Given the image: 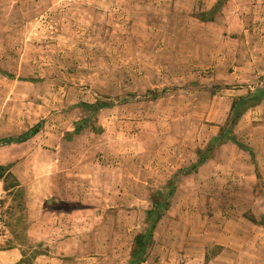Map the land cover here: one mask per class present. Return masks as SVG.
<instances>
[{
  "label": "rangeland",
  "instance_id": "1",
  "mask_svg": "<svg viewBox=\"0 0 264 264\" xmlns=\"http://www.w3.org/2000/svg\"><path fill=\"white\" fill-rule=\"evenodd\" d=\"M206 1L0 0V264H130L166 188L143 264H264V97L230 122L264 94V8Z\"/></svg>",
  "mask_w": 264,
  "mask_h": 264
},
{
  "label": "trees",
  "instance_id": "2",
  "mask_svg": "<svg viewBox=\"0 0 264 264\" xmlns=\"http://www.w3.org/2000/svg\"><path fill=\"white\" fill-rule=\"evenodd\" d=\"M219 3H220V1L218 2V4L215 6V8L211 12L201 13L198 16V19L204 23L214 22L216 14L220 10V4ZM263 97H264V94H262L261 96L258 95V101H256V97L246 99V100L242 99L244 102H247L249 104L253 102V104L247 105L241 112L238 109L239 104L236 105V107H234V109H233L232 119L230 121L231 125L237 124V121L240 119V117L245 112L250 110L251 108L257 106L258 105L257 102H260L263 99ZM110 107H111L110 105H108L106 103H102V102H98L94 105H85V108L92 113H98L101 110L107 109ZM85 128H87V125L85 122L78 123L77 129H76V134H80ZM38 133H39V127H35L33 130L25 133L24 135H21L17 139L11 138V139H8V140L1 142V145L21 144V143L29 141L30 139L35 137ZM227 142H232V143L238 145L240 148H242V149L244 148V146L241 143H239L234 136L230 137L228 131L225 130V131L221 132V134L218 138V144L221 145V144H225ZM216 147H217L216 145H212L208 149H206L205 151L199 152L198 153L199 161L197 162V164H195L190 169L181 172V173H183L182 175L187 176V175H191V174L197 172V170L208 159V155H210ZM1 170H4V169L2 168ZM258 178L261 179L260 175H258ZM157 194H158L157 197L161 198L162 202H159L158 200L154 201L153 202L154 208L147 213V221L150 225L144 234H140L136 237L134 249L132 252V260H131L130 264H143L146 262V259L144 258V256L147 252V247L153 241L155 231L157 230L160 222L165 218L166 213L170 210L171 199H172V196L174 194V188H171V189L166 188L163 192H160ZM250 220L257 225L264 226V219H262L261 221H258L255 218H251Z\"/></svg>",
  "mask_w": 264,
  "mask_h": 264
},
{
  "label": "crops",
  "instance_id": "3",
  "mask_svg": "<svg viewBox=\"0 0 264 264\" xmlns=\"http://www.w3.org/2000/svg\"><path fill=\"white\" fill-rule=\"evenodd\" d=\"M198 1L199 0H192V1L190 0V2H191L190 4H192V8H195L194 6L198 4ZM218 2H219V0H213L212 2L207 0L206 4H203V6H202L203 13L211 12L215 8V6L218 4ZM254 3H256L257 5L254 6ZM259 3H262L263 6L260 5ZM236 5H242V6H236ZM253 6L256 9L264 8V0H257V1L256 0H232V1H229V3L227 4L225 11H226V13H229V14L236 13L237 17H240V15H239L240 10H243L242 13L252 12ZM228 7H231V9H228ZM237 13H239V14H237ZM212 23H215V22H212ZM228 29L231 33L234 30H237L232 26H230ZM236 56H237V53H236V55H234V57L236 58ZM162 223H163V221L160 222L158 227H161ZM0 257H1V255H0Z\"/></svg>",
  "mask_w": 264,
  "mask_h": 264
}]
</instances>
